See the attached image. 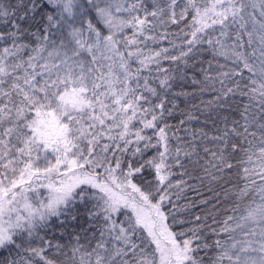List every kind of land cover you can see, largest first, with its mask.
Listing matches in <instances>:
<instances>
[{
    "label": "snow or ice",
    "instance_id": "snow-or-ice-1",
    "mask_svg": "<svg viewBox=\"0 0 264 264\" xmlns=\"http://www.w3.org/2000/svg\"><path fill=\"white\" fill-rule=\"evenodd\" d=\"M0 264H264V0H0Z\"/></svg>",
    "mask_w": 264,
    "mask_h": 264
}]
</instances>
